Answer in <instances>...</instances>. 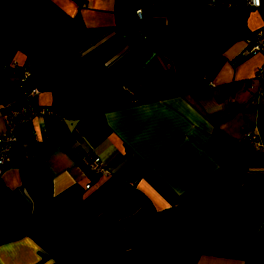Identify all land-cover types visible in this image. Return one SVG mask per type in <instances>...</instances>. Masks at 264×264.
Wrapping results in <instances>:
<instances>
[{
  "label": "crops",
  "instance_id": "obj_1",
  "mask_svg": "<svg viewBox=\"0 0 264 264\" xmlns=\"http://www.w3.org/2000/svg\"><path fill=\"white\" fill-rule=\"evenodd\" d=\"M215 1L0 0V66L60 116L15 129L0 264H264V0Z\"/></svg>",
  "mask_w": 264,
  "mask_h": 264
},
{
  "label": "built area",
  "instance_id": "obj_2",
  "mask_svg": "<svg viewBox=\"0 0 264 264\" xmlns=\"http://www.w3.org/2000/svg\"><path fill=\"white\" fill-rule=\"evenodd\" d=\"M242 7L246 10L257 8L259 0H241ZM230 2L226 3V6ZM207 7H217L215 0H205ZM135 17L142 19L147 16V12L143 7H137L134 10ZM252 53H259L262 56V62L254 72V78L257 83V94L264 100V24L256 31L247 36L243 41V46L239 51L238 59H243ZM12 72L16 76L15 90L18 94L17 104L5 107L0 111V173L6 163L10 161V149L16 141L15 129L18 125L30 121L37 115H49L54 118H59V113L49 109L48 107L38 106L33 104L32 99L38 94V87L29 79V72L25 68L16 69L11 64L10 66H0V74ZM247 140L251 142L248 137ZM87 172L91 176L104 174L101 161L97 156L87 157ZM87 181L84 188L88 187Z\"/></svg>",
  "mask_w": 264,
  "mask_h": 264
},
{
  "label": "rangeland",
  "instance_id": "obj_3",
  "mask_svg": "<svg viewBox=\"0 0 264 264\" xmlns=\"http://www.w3.org/2000/svg\"><path fill=\"white\" fill-rule=\"evenodd\" d=\"M254 9V8H253ZM246 10V9H245ZM38 93H39V89H38ZM1 111V110H0ZM60 117V116H59ZM89 185L88 186H90L91 185V182L90 183H88Z\"/></svg>",
  "mask_w": 264,
  "mask_h": 264
}]
</instances>
